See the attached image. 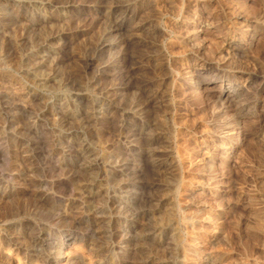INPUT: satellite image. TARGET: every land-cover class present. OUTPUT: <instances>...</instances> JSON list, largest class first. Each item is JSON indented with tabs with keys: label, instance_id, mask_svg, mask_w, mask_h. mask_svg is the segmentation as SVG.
<instances>
[{
	"label": "rangeland",
	"instance_id": "1",
	"mask_svg": "<svg viewBox=\"0 0 264 264\" xmlns=\"http://www.w3.org/2000/svg\"><path fill=\"white\" fill-rule=\"evenodd\" d=\"M0 264H264V0H0Z\"/></svg>",
	"mask_w": 264,
	"mask_h": 264
},
{
	"label": "bare ground",
	"instance_id": "2",
	"mask_svg": "<svg viewBox=\"0 0 264 264\" xmlns=\"http://www.w3.org/2000/svg\"><path fill=\"white\" fill-rule=\"evenodd\" d=\"M9 63V62H8ZM11 67V66H10Z\"/></svg>",
	"mask_w": 264,
	"mask_h": 264
}]
</instances>
